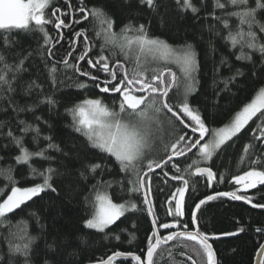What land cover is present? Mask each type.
I'll return each mask as SVG.
<instances>
[{
  "label": "snow or ice",
  "instance_id": "1",
  "mask_svg": "<svg viewBox=\"0 0 264 264\" xmlns=\"http://www.w3.org/2000/svg\"><path fill=\"white\" fill-rule=\"evenodd\" d=\"M125 3L130 6L131 0H125ZM136 3L138 8L159 14L160 0H136ZM172 4L181 15H191L194 20H210V31L215 36H221L219 28H222V38L230 50L234 51L235 59L251 65L253 77L258 78V74L264 73V0H212L211 11H205L208 8L207 0H199L198 3L197 0H172ZM64 5L66 10L57 6L55 0H0V103L5 105V111L10 107L16 113L34 112L39 105H47L51 111L60 104L56 92L60 90L61 83L58 71L62 70L66 74L71 73L68 79L86 78L76 80L75 87L81 91L92 87L101 93H119L116 97L118 109L110 108L102 97H86L65 108L66 115L71 117L70 126L73 131L85 138L86 147L97 150L93 154L95 159H89L88 154L78 155L76 160L79 167L68 173H60L51 166L54 157L49 155L50 151L68 155L60 144L54 142L52 136L42 138L47 141L46 147L30 150L24 144V137L29 132L35 133L33 143L39 145V127L19 120L17 126L21 134L17 135L10 126L6 132L3 131L7 122L0 121V135L18 149V154L12 157L15 164L0 168V176L10 186L8 192L0 189V197H3L0 199V226H6L3 241L7 244L6 253L0 252V264H36V257L39 256L36 248L38 237L31 235L27 222L23 220L18 223L24 226L16 231L13 219L24 212L29 201L34 203L33 198L41 193L59 195L53 178L65 175L75 183L72 191L82 197L84 229L120 241L121 235L112 226L119 228L117 221H121L122 217L127 219L126 213L143 212L151 218L146 246L141 249L143 258L133 252L117 250L106 259L90 264H115L120 258H130V262L135 264H157L158 252L165 251L162 245L169 246V257L173 255V241L178 242L176 246H182L183 241L194 242L198 247L193 251L200 258L201 264H220L210 242L220 237L202 230L200 220L204 216L205 206L221 197L243 201L253 208H264V204L253 203V197L249 194L251 189L264 192V187L258 188L264 186V84L259 87L255 98L245 104L228 125L209 128L202 114L193 109L187 99L199 83L196 74L200 65L193 44L185 41L183 44L171 45L160 37L150 35L145 24H134L131 20L119 32H115V20L104 8L102 0H97L91 6L85 0H64ZM77 13L82 15L77 16ZM85 22L92 26L95 40L100 41L99 45L88 35L87 25L77 29V26ZM52 29L56 31L55 37L50 34ZM62 29H67L68 33ZM21 35H30L35 39L37 48L19 47ZM66 35H69V40L64 49L65 54L56 63L49 65V60L60 53L61 49L57 45ZM209 47L215 51L211 41ZM117 55L132 62L131 71L125 63L115 58ZM36 56H40L41 63L48 68V79L53 91L45 94L40 84L35 80L29 81L26 95H30L33 90L41 91L37 93L38 98L33 105L21 108L10 94L16 92L14 84L28 71ZM10 59L12 62H9ZM167 64L177 65L183 77L185 90L183 100L178 103H174L169 96V92L178 86L176 73L167 67L157 70L158 66ZM59 65L63 68L60 69ZM225 66L231 74L221 77L220 83L224 85L222 91H230L229 86L245 73L241 68L233 71L226 57H222L219 64L214 66V73L218 75ZM162 117L168 120V132L175 139L170 145V154L165 158L154 159L150 158V152L152 142L164 124ZM254 118L257 121L255 127L248 129L252 142L244 145L238 159V165L247 163L248 170L228 180V183L235 185L234 190L214 191L196 201L186 200V193L190 191L188 177L192 175V167L195 168L196 176L192 182V192L196 191L195 185L201 180L205 187L225 183V175H218L211 167L213 157L223 155L229 141H233L234 146L233 138L239 137ZM34 119L39 121L41 117L35 116ZM206 136L209 137L207 140ZM9 144L0 146V151H7ZM167 148L168 145H165ZM188 153L197 159L182 169L181 162L176 158L186 157ZM113 158L118 171L124 173L122 180L115 181L119 192L123 194L122 202L113 201V196L108 192L113 182L104 179L113 170ZM3 159L0 156V160ZM41 161L49 162L42 170L35 167ZM169 165L173 174L165 170ZM15 166L27 168V174L22 177L25 182L29 178H39L42 182L33 186H18L19 181L13 174ZM157 169L161 170L162 184L167 185L169 180L181 182L173 185L175 190L165 198L167 207L164 209V219L158 215L157 205L153 201L155 192L164 191L163 188H154V175L150 174H155ZM29 215L36 218L35 213ZM167 217H171V220ZM36 222L39 223L38 218ZM132 226L135 227V224ZM161 230H167V234ZM245 231V227H240L221 235L238 236ZM255 231L264 239V226L256 227ZM80 239L82 243L85 242L83 237ZM134 239L135 234L129 233L128 242L132 243ZM46 248L48 251L44 255L43 264H53L48 253L56 252V242L46 244ZM256 256V264H264V243L258 245ZM188 259L191 264H197V260L191 256Z\"/></svg>",
  "mask_w": 264,
  "mask_h": 264
},
{
  "label": "trees",
  "instance_id": "2",
  "mask_svg": "<svg viewBox=\"0 0 264 264\" xmlns=\"http://www.w3.org/2000/svg\"><path fill=\"white\" fill-rule=\"evenodd\" d=\"M57 6L62 7V10H66L64 0H55ZM86 4L91 6L97 3V0H85ZM104 8L108 14L115 20L113 30L119 32L122 26L131 20L134 24H145L150 32V35L160 37L166 40L171 45L183 44L185 41L195 46L197 54V60L200 68L196 77L199 81L195 86V90L189 95L188 103L193 109L198 110L202 117L205 119L209 128H220L226 126L234 118L235 114L240 111L243 106L250 103L254 98L259 87L264 84V73L258 74V78L252 76L251 65H246L243 61H237L233 50H230V46L225 44L223 37L224 30L219 28L221 36H215L210 31V20H194L191 15H181L175 10L172 0H160L161 8L159 14H152L143 8H138L136 0H131L130 6L125 3V0H102ZM199 0H197V3ZM208 8L205 11H211L212 0H207ZM50 15V13H49ZM82 15L77 13V16ZM201 15H204L202 11ZM85 24L77 26V29L85 27ZM51 29V25L48 26ZM89 28L88 35L95 40L94 32L91 25H87ZM65 33H68L67 29H62ZM53 37L56 36V31L51 30L50 33ZM21 48L32 49L37 48L35 39L30 35H21L19 37ZM69 35L65 36V39L57 45L61 49L60 53L49 60V65L56 63L65 53L64 49L68 46ZM212 42L215 47L213 52L209 47V42ZM97 45L100 41L95 40ZM55 51V49H54ZM226 57L228 63L232 65V70L241 68L245 75L237 78V81L230 85V91H222L224 85L220 83L221 77H227L231 73L228 67L225 66L220 69L219 74H215L214 66L218 65L221 58ZM116 59H120L125 66L131 71L133 67L132 62L124 60L123 56H115ZM9 62H12L11 59ZM60 69L62 65L58 66ZM164 68V67H163ZM161 68L160 70H163ZM170 68L173 72L175 70ZM159 71V70H158ZM176 73V72H175ZM71 73H65L64 71H58V78L61 83L59 84V91L56 92V98L60 100V104L56 108L49 110L47 105H39L35 107L33 111L13 112L9 107L7 111L4 110L5 105L0 103V121L7 122L3 131L8 130V126L12 130L20 135L18 130L17 121L24 120L29 124H33L40 128L41 143L36 145L33 143V136L35 133L29 132L24 137V144L30 150H36L37 147H46L47 141H43L44 136H52L55 143L60 144L64 152H67V156H63L61 153L49 152L54 159L51 161V166L56 168L60 173H68L79 167L77 163V156L80 154H88L89 159H95L93 155L97 150L89 149L86 147L87 141L79 133L73 131L71 125V117L66 115L65 108L71 107L86 97L96 98L102 97L105 103L110 107L118 109V101L116 97L119 94L101 93L99 89L90 87L86 91H81L75 87L77 79H86L73 77L68 79L67 76ZM151 75V73H149ZM31 80H35L42 86V92L47 94L53 91L52 84L48 79V68L41 63V57L36 56L35 62L31 64L28 71L24 72L21 77L18 78V82L14 84L16 92L11 93L16 105L21 108H27L37 100V93L40 89L33 90L30 95L25 94V90L28 88V83ZM177 87H174L170 97L174 103H178ZM218 93V94H217ZM40 98H43L42 96ZM143 107V105H142ZM35 116L41 117V120L34 119ZM168 116H170L168 114ZM164 120L166 130L162 135H157L154 139L155 145L152 146V154L162 152L161 156L154 157V159L165 158L170 154V145L174 141L175 137L170 136L168 132V120L162 117ZM174 119V118H173ZM47 121V123H44ZM257 123L256 118L249 122V125L245 128L244 132L239 137H234L233 141H229L225 146L223 155L217 154L213 157L211 167L218 174L225 175V183H214L211 187H205L204 181L201 180L199 184L195 185L196 191L192 192V182L196 180L194 176L195 168H191L192 175L188 177L190 179V191L186 193V200L196 201L202 198L206 194H213L214 191H231L234 190L235 185L228 183V180L238 174H243L248 170L247 163L244 165H238V159L242 154L243 147L246 143L252 142L251 133L249 128L255 127ZM209 137L207 136V139ZM259 145V142H256ZM9 144V141L0 135V146ZM165 145H168L167 150ZM18 154V149L9 144L7 151H0V156L4 159L0 160V168H7L9 164H15L12 157ZM197 159L193 155L179 160L181 168H187L192 164V160ZM47 161H41L35 164V167L39 169L46 168L48 166ZM113 170L110 174H106L104 179L112 181L113 187L108 189L110 195L113 196L114 202H122V193L119 192V186L115 181L122 180L124 173L118 171V166H115L114 158L111 165ZM16 171L13 173L19 181L18 186H33L35 183L42 182L39 178L33 180L29 178L26 182L22 179L27 174V168L21 166H15ZM165 170L173 174V170L170 165L166 166ZM154 175V188H163L162 192H155L153 201L157 205L158 215L161 219H164V209L167 207L165 204V198L168 194L174 191L173 185H179L180 181L169 180L168 184H162L160 180L161 170ZM53 184L57 187L59 195L51 192L41 193L40 196L34 197L32 201L28 202V207L19 216H14L13 224H16V231H19L24 225L18 223L23 220L27 222L28 231L32 236L38 237L36 240V248L39 252V256L36 257V264H43V258L48 251L46 244H51L54 241L57 245L55 253H48V257L53 261V264H90V262H96L100 259H106L115 251L133 252L141 255L143 253L141 249L146 246V237L149 235L151 227L150 217L146 213H126V217H122L121 221H117L120 226L117 228L113 225L112 228L116 230V233L121 235V240L116 241L112 236L105 237L103 233H96L94 230H86L83 228V217L85 215L84 205L82 203V197L72 191L75 187V183L70 181L68 177H54ZM264 187V186H258ZM0 189L4 192L10 190L8 182L0 176ZM249 194L252 195L253 203L264 204V192L258 189L249 190ZM3 197H0L2 199ZM126 198V197H124ZM19 212V210H17ZM30 213H35L36 218L39 219V223L36 222V218H31ZM14 215V214H9ZM170 221L171 217H167ZM133 223L135 227H133ZM202 230H206L210 234H214L219 237H224L223 240H216L212 242L213 247L217 253V259L220 264H255L256 252L258 251V245L264 243V239L261 238L260 233L255 231L256 227L264 226V208H253L251 204H245L243 201H231L227 197H221L217 200L209 202V205L205 206L204 216L200 220ZM42 226V227H41ZM6 226H0V252L6 253L7 244L3 241V236ZM240 227H245L246 231L240 233L238 236H223L222 233L236 231ZM120 229H126L121 232ZM163 234H167V230H161ZM91 232V235L86 233ZM129 233L135 234V239L132 243L128 242ZM81 237L85 242H81ZM178 242H172L171 257L168 256L167 248L169 246L162 245L165 249L162 253L158 252L156 260L157 264H191V260L188 256L197 260V264H201V260L197 257L193 251L198 247L191 241L181 242L182 246H176ZM184 253V255H181ZM115 264H135L128 260L117 261Z\"/></svg>",
  "mask_w": 264,
  "mask_h": 264
},
{
  "label": "rangeland",
  "instance_id": "3",
  "mask_svg": "<svg viewBox=\"0 0 264 264\" xmlns=\"http://www.w3.org/2000/svg\"><path fill=\"white\" fill-rule=\"evenodd\" d=\"M163 67H172L175 72H176V75H177V81H178V86H177V96H178V101H182L183 100V94H184V81H183V77H182V74L180 72V69L177 65L175 64H167V65H160L157 67V70H160L161 68ZM189 97V96H188ZM187 97V99H188ZM142 107V106H141ZM166 130V126H165V123L163 124V126L158 130L157 132V135H162L164 133V131ZM157 135H156V138H157ZM155 141L153 140L152 142V146L155 145L154 143ZM161 153L162 152H157L155 153L154 155L152 154V150L150 152V158H156V157H159L161 156Z\"/></svg>",
  "mask_w": 264,
  "mask_h": 264
},
{
  "label": "water",
  "instance_id": "4",
  "mask_svg": "<svg viewBox=\"0 0 264 264\" xmlns=\"http://www.w3.org/2000/svg\"><path fill=\"white\" fill-rule=\"evenodd\" d=\"M174 90V88L169 92V96L171 95V93H172V91ZM171 115V114H170ZM205 140H207V136L205 137ZM196 150L194 149L193 150V152H195ZM192 153H188L187 154V156L186 157H188L189 155H191ZM186 157H179V158H176V159H178V160H181V159H184V158H186ZM160 169H157L156 170V173L159 171ZM150 175H152V174H150ZM194 176H195V172H194ZM196 177V176H195ZM224 239V237H220L219 239H217V240H223ZM214 241H216V240H212V241H210L211 243L212 242H214ZM174 242V241H173ZM165 246V245H164ZM122 260H125L124 258H120L119 260H117V261H122ZM128 261H130V258H128L127 259ZM117 261L115 262V263H117ZM256 261H257V258H256ZM256 261H255V264H256ZM135 263V262H134Z\"/></svg>",
  "mask_w": 264,
  "mask_h": 264
},
{
  "label": "flooded vegetation",
  "instance_id": "5",
  "mask_svg": "<svg viewBox=\"0 0 264 264\" xmlns=\"http://www.w3.org/2000/svg\"><path fill=\"white\" fill-rule=\"evenodd\" d=\"M115 94H119V93H115ZM170 115V114H169Z\"/></svg>",
  "mask_w": 264,
  "mask_h": 264
}]
</instances>
